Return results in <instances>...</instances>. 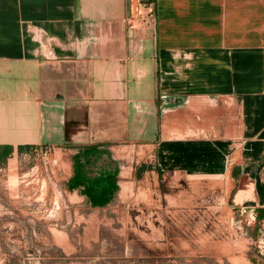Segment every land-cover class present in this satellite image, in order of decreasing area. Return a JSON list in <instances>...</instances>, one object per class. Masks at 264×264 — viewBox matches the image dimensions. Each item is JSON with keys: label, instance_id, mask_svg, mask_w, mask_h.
I'll return each instance as SVG.
<instances>
[{"label": "crops", "instance_id": "crops-1", "mask_svg": "<svg viewBox=\"0 0 264 264\" xmlns=\"http://www.w3.org/2000/svg\"><path fill=\"white\" fill-rule=\"evenodd\" d=\"M0 144L65 155L92 206L172 172L264 224V0H0Z\"/></svg>", "mask_w": 264, "mask_h": 264}, {"label": "rangeland", "instance_id": "rangeland-1", "mask_svg": "<svg viewBox=\"0 0 264 264\" xmlns=\"http://www.w3.org/2000/svg\"><path fill=\"white\" fill-rule=\"evenodd\" d=\"M64 156L0 164V264H264V224L231 206L221 179L138 170L92 206L63 185Z\"/></svg>", "mask_w": 264, "mask_h": 264}, {"label": "trees", "instance_id": "trees-1", "mask_svg": "<svg viewBox=\"0 0 264 264\" xmlns=\"http://www.w3.org/2000/svg\"><path fill=\"white\" fill-rule=\"evenodd\" d=\"M30 145H20L19 150L29 148ZM83 148V152L81 154L84 155L89 150L97 147L93 145H85L80 146ZM14 150V146L12 144H0V164H4L7 162L9 156H11ZM108 178V184L102 185L100 179H94L90 181L84 172H82V168L80 166H76L75 175L69 180V188H79L82 186V191L88 196L89 200L93 205H105L107 204L111 198L113 197L115 191L118 189V185L116 184V174H110L106 176ZM263 215L259 213L257 215L258 219ZM253 263L256 264V260H253Z\"/></svg>", "mask_w": 264, "mask_h": 264}, {"label": "built area", "instance_id": "built-area-1", "mask_svg": "<svg viewBox=\"0 0 264 264\" xmlns=\"http://www.w3.org/2000/svg\"><path fill=\"white\" fill-rule=\"evenodd\" d=\"M42 149H45V148H42ZM41 149V150H42ZM46 151H47V149H45ZM262 241V243L264 244V239L263 240H261ZM262 254L264 255V253L262 252Z\"/></svg>", "mask_w": 264, "mask_h": 264}]
</instances>
